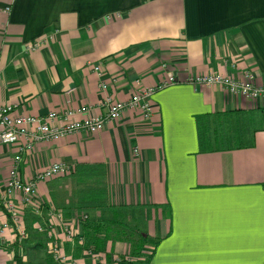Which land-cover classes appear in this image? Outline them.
<instances>
[{
  "label": "crops",
  "instance_id": "obj_1",
  "mask_svg": "<svg viewBox=\"0 0 264 264\" xmlns=\"http://www.w3.org/2000/svg\"><path fill=\"white\" fill-rule=\"evenodd\" d=\"M245 72L264 83V0H0V108L44 116L86 106L104 115L106 97L124 101L174 77L151 95L150 120L127 110L94 135L36 144L18 165L23 181L55 162L71 173L102 166L111 208L103 218L158 241L148 264H264V100L190 82ZM197 117L211 140L217 130L240 129L253 145L202 152ZM15 155V146L0 145V226H11L0 235V264H15L14 244L24 262L39 260L1 206ZM67 176L54 180H65L69 193ZM54 180L39 183L23 209V227L28 214L39 218L30 226L47 240L45 253L55 245L72 264L130 258L127 241H108L103 253L76 260L66 253L82 224L53 211Z\"/></svg>",
  "mask_w": 264,
  "mask_h": 264
},
{
  "label": "built area",
  "instance_id": "obj_2",
  "mask_svg": "<svg viewBox=\"0 0 264 264\" xmlns=\"http://www.w3.org/2000/svg\"><path fill=\"white\" fill-rule=\"evenodd\" d=\"M5 11L7 12L8 9ZM88 66L99 77L102 76L99 65L88 64ZM190 82L203 86H219L232 95L251 101L264 100V83H257L254 74L251 72H245L241 79L226 77L221 74L199 75ZM173 83H175L174 77L168 76L167 81L152 88H143L127 100L118 101L106 97L104 104L107 107V112L98 116L91 115L90 107L86 106L61 112L51 111L44 116H20L16 115L10 106L0 108V145L15 146L16 149L13 165L8 171L1 206L17 230L20 240H24L26 237L23 227V209L35 202L37 185L56 178H63L71 173L70 168L65 163L55 162L38 172L34 178L23 181L18 168L22 156L31 152L36 144L54 142L75 133L94 135L100 132L106 123L118 120L127 110L137 111L143 120H150L153 114L151 95ZM99 88L105 90L106 85L101 83ZM16 195H19L17 204L13 201ZM9 227L11 226L7 223L2 224L0 235ZM36 231L42 232L43 227L36 226ZM67 232L69 235L72 234L70 230ZM48 252L56 262L72 264L71 260L66 258L55 245L49 244Z\"/></svg>",
  "mask_w": 264,
  "mask_h": 264
},
{
  "label": "trees",
  "instance_id": "obj_3",
  "mask_svg": "<svg viewBox=\"0 0 264 264\" xmlns=\"http://www.w3.org/2000/svg\"><path fill=\"white\" fill-rule=\"evenodd\" d=\"M196 119L198 121L200 118L197 117ZM211 134L208 127L198 121V145L200 151H225L253 145L252 139L245 140L242 137L243 132L240 129H238L237 135H223L224 133H219L217 130L212 140L210 139ZM102 169V166L99 165L75 166L74 171L66 179V181L71 183L69 193L63 188L65 180H54L49 186V198L53 211L62 215L63 219H76L82 224L81 236L79 235L75 238L76 244L73 250L68 252L67 248L65 249L66 253L71 254L72 259L76 260L79 253H103L108 241H127L131 243L130 258L119 259L115 263L107 261L106 264H148L158 241L150 240L139 232H132L116 220L103 218V213H108L107 211H110L111 208L107 206L105 174ZM96 213L100 214L97 218H95ZM6 216L8 217L7 214ZM37 220L39 218L32 214L26 216L24 229L27 239H24L25 243L23 245L25 247V244H31L32 248L36 249L37 252H43L46 257L43 260L39 258L37 261L34 258L32 260L29 258V261L24 262L14 244L13 260L15 264H63L56 262L52 255L45 253L47 240L44 236L42 237V234L40 235L33 231L30 226ZM134 241L135 245L133 244ZM144 245H148L149 250L142 252L140 249Z\"/></svg>",
  "mask_w": 264,
  "mask_h": 264
},
{
  "label": "rangeland",
  "instance_id": "obj_4",
  "mask_svg": "<svg viewBox=\"0 0 264 264\" xmlns=\"http://www.w3.org/2000/svg\"><path fill=\"white\" fill-rule=\"evenodd\" d=\"M133 244L134 245L136 244L135 241L133 242ZM48 254L51 255L49 252H48ZM36 255H37V257L41 258L42 260L44 259V257H46L45 254L41 251L37 252Z\"/></svg>",
  "mask_w": 264,
  "mask_h": 264
}]
</instances>
